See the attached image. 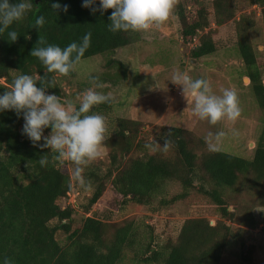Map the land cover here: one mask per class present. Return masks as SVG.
Masks as SVG:
<instances>
[{
    "label": "trees",
    "instance_id": "obj_1",
    "mask_svg": "<svg viewBox=\"0 0 264 264\" xmlns=\"http://www.w3.org/2000/svg\"><path fill=\"white\" fill-rule=\"evenodd\" d=\"M10 2L15 4L19 0ZM30 2L32 11L0 33V94L21 74L33 77L45 74L41 62L30 55L40 34L48 44L64 48L72 42L79 43L90 32L91 44L82 59L114 53L138 38L132 31L112 33L108 30L111 9L103 14H93L82 6L83 0ZM249 2L260 7L264 24V0ZM53 3L61 5L57 13L51 8ZM209 3L217 26L235 20L237 44L245 63V75L250 78L253 94L264 113L263 74L251 41V31L256 25L255 14L242 13L237 18L234 0H189L187 4L191 8L180 3L177 14L185 41L199 37L191 55L200 58L217 50L212 30L206 31L211 24ZM64 5H68L67 13L62 10ZM41 15L45 17L46 23L39 30L34 25L35 19ZM9 31L17 32L19 39L16 42L8 40ZM114 63L121 76L126 78L125 64L114 58L107 62L108 66ZM73 74L74 71L69 76ZM52 76L48 74V79ZM58 77L47 93L59 96L65 104L66 97ZM37 86L41 85L38 83ZM106 105H110V102ZM98 110L93 107L89 114ZM23 124L22 114L18 116L14 110L0 112V264H5V259L10 264H121L126 251L136 250L137 243L140 248L146 246L145 250L141 249L143 254H147L143 258L144 262L222 264L233 233L227 220L236 215L230 206L239 207L231 194H240L245 190L264 195V116L263 132L251 159L223 150L209 152L203 149V139L178 126L171 127L163 135L164 138L171 131L168 138L172 141L174 152L156 150L152 153L145 149L143 155L135 156L132 152L142 130L141 123L134 119L118 118L115 133L107 139L111 164L104 177L93 173L96 186L84 206L85 213L90 212L99 201L110 182L115 195L141 205L153 204L157 197H160L162 204L174 203L196 189L216 205L221 215L215 225H211L206 217L186 219L177 238L168 239L154 250V238L146 244L141 243V233L133 219L114 222L89 215L78 221L75 217L77 210L70 204L63 205L72 190L69 173L54 160V153L33 146L22 134ZM48 130L45 129V136ZM125 154L128 155L127 159ZM42 155L48 157L45 167L39 163ZM173 180H178L183 190L166 199L163 196L164 186ZM55 219H58V223L52 224ZM59 230L66 235L67 244L59 242ZM245 256L250 261V255Z\"/></svg>",
    "mask_w": 264,
    "mask_h": 264
},
{
    "label": "rangeland",
    "instance_id": "obj_2",
    "mask_svg": "<svg viewBox=\"0 0 264 264\" xmlns=\"http://www.w3.org/2000/svg\"><path fill=\"white\" fill-rule=\"evenodd\" d=\"M234 2L237 18L242 13L255 14L256 25L251 31V41L264 82L262 11L259 6L250 4L249 0H234ZM180 3L188 6L189 0H177L171 18L161 28L144 33L132 31L138 38L131 44L117 49L114 53L82 59L73 76L58 77L66 97L65 105L71 103L79 107L77 97L93 87L91 82L94 78L104 85L96 91L111 93L113 97L108 106L106 103L94 106L99 108L96 113L105 117L107 131L102 157L87 166L83 173L85 181L89 182L91 187L85 190L72 180V190L63 205L70 204L77 210L75 217L78 221L89 215L114 222L133 219L141 233V243L146 244L154 238V250L168 239L177 238L186 219L206 217L211 225H215L221 215L216 205L196 189H192L186 198L174 203L162 204L160 197H157L153 204L141 205L115 195L110 182L107 183L99 201L92 206L90 212L85 213L84 206L96 186L93 173L104 177L111 164L107 139L115 133L116 119L128 118L141 123L142 130L132 152L135 156L148 149L145 147L146 144L153 145L154 150L148 149L149 152L163 151L164 133L171 127L178 126L191 131L196 137L203 139L204 143L209 133L224 131L226 136L220 145V150L251 159L263 132L264 113L253 94L250 78L245 75V63L237 44L235 20L217 26L209 3L211 24L206 31L212 30L217 50L212 54L193 58L191 50L198 43L199 37L185 41L177 14ZM111 58L125 64L126 78L121 76L115 63L108 66L107 62ZM176 70L187 72L193 80L209 81L213 92L217 95L221 94L222 89H234L238 94L239 106L242 110L238 121L234 124L223 121L212 126L207 121L199 120L182 96L180 87L170 81ZM234 131L239 134L234 136L232 134ZM50 132L49 128L46 135ZM198 147H200L199 143ZM203 149L208 150L206 143ZM172 152L174 150L171 146L167 153ZM124 157L127 159L128 155L125 154ZM61 167L71 177L72 165L64 164ZM182 190L183 187L178 180L169 181L164 186L163 196L170 199ZM231 198L238 201L239 207L236 209L234 205L230 206V210L235 211L236 215L233 219L227 220L232 226L233 233L224 252L222 264H264V195L244 190L240 194L232 193ZM56 223L58 219L52 221V224ZM57 238L61 244H67L66 235L62 230L58 231ZM135 247L136 250L126 251L121 264H156L143 261L147 254H143L141 249L145 250L146 246L140 248V244L137 243ZM245 254L250 255V261L245 258Z\"/></svg>",
    "mask_w": 264,
    "mask_h": 264
},
{
    "label": "clouds",
    "instance_id": "obj_3",
    "mask_svg": "<svg viewBox=\"0 0 264 264\" xmlns=\"http://www.w3.org/2000/svg\"><path fill=\"white\" fill-rule=\"evenodd\" d=\"M176 4L177 0H99L98 4L97 0H83L82 6L90 9L93 14L113 10L108 25V30L112 33L120 31L144 33L165 25L171 18ZM32 7L30 0H19L15 4L10 0H0V33L25 18L32 11ZM51 8L57 13L61 10V5L53 3ZM62 10L67 13L68 5H64ZM45 23V17L41 15L35 19L34 28L40 30ZM91 36L90 32L86 33L79 43L72 42L61 48L48 44L45 37L40 34L30 55L41 62L45 74L38 77L21 74L13 79L11 86L6 88L3 94H0V112L14 110L18 116L22 114L24 120L22 134L33 146L54 153V160L61 165L71 164V179L85 190L91 185L85 181L84 170L102 157L107 131L105 117L98 113H89L94 106L108 103L113 97L111 93L96 91L104 85L95 78L91 82L93 87L77 97L78 108L71 103L63 104L59 96L48 94L47 89L54 86L56 76H69L76 70L90 47ZM18 39L16 31L8 32L10 42H16ZM50 73L53 76L48 79ZM170 81L180 87L188 106L201 121H207L212 126L223 121L234 124L242 114L238 94L234 89H222L221 94L217 95L209 81L193 80L187 72L179 70L174 71ZM38 83L40 87L37 86ZM47 128H50L51 132L45 136ZM232 134L235 136L239 133L234 131ZM170 136L171 131L163 138L164 153H167L172 145L171 139L168 138ZM225 136L224 131L209 133L205 138L208 151L212 153L220 151ZM145 147L150 151L154 150L152 144H146ZM39 163L42 167L47 166V155H42ZM5 264L10 262L5 259Z\"/></svg>",
    "mask_w": 264,
    "mask_h": 264
},
{
    "label": "water",
    "instance_id": "obj_4",
    "mask_svg": "<svg viewBox=\"0 0 264 264\" xmlns=\"http://www.w3.org/2000/svg\"><path fill=\"white\" fill-rule=\"evenodd\" d=\"M36 2L38 3V2H39V0H36Z\"/></svg>",
    "mask_w": 264,
    "mask_h": 264
}]
</instances>
